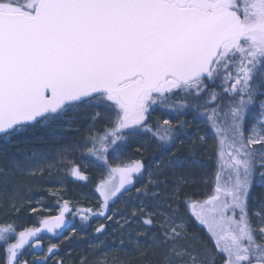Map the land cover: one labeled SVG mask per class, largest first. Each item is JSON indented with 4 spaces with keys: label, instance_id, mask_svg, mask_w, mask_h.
Here are the masks:
<instances>
[{
    "label": "snow or ice",
    "instance_id": "1",
    "mask_svg": "<svg viewBox=\"0 0 264 264\" xmlns=\"http://www.w3.org/2000/svg\"><path fill=\"white\" fill-rule=\"evenodd\" d=\"M84 110L80 140L12 148L43 142L44 129L62 141L57 130ZM157 111L166 118L153 120ZM209 134L214 172L197 154ZM144 135L159 157L124 160L130 138ZM185 138L190 155H177ZM54 164L84 182L89 165L103 170L98 210L57 197L58 214L41 216L43 196L34 207L12 201L38 226L0 222V264H64L42 240L67 231L66 215L82 226L119 216L128 235L116 249L145 264H264V0H0V185ZM133 188L130 214L111 212Z\"/></svg>",
    "mask_w": 264,
    "mask_h": 264
},
{
    "label": "trees",
    "instance_id": "2",
    "mask_svg": "<svg viewBox=\"0 0 264 264\" xmlns=\"http://www.w3.org/2000/svg\"><path fill=\"white\" fill-rule=\"evenodd\" d=\"M79 115L78 114L76 115V117L79 118H76V122L72 129L61 128L57 130L58 132L62 133L63 136L62 141L51 138L53 134L52 129H44L42 134L45 136V140L43 142L41 141L23 142V143L14 144L12 148L14 150L18 149L21 152L32 151V150L47 151L49 149L46 148L45 145H55L61 142L72 143L73 141H78L81 139L82 136L87 134V128L85 126L90 122L87 112L85 113L83 112V114L80 113ZM182 119L191 121L192 117L186 116V117H182ZM192 121L197 124L196 121L194 120ZM76 129H80L79 135L77 134ZM200 129L202 130L204 129L203 131L206 130L204 126H200ZM135 142H136L135 147L133 149L135 151H137V149H140L139 153L141 152L143 154L141 158L136 160H142L145 164H152L153 157H159V146L157 142L153 140L151 137L149 138V142L144 141L142 139L140 140L137 139ZM189 143H191L189 139L184 140L183 144L177 142V149L180 150L177 152V155H184V156L190 155V153L185 150ZM50 150L55 151L56 149L53 147ZM173 151H176V149H173ZM212 152H213V145L211 142V136H209V144L207 146H197V154L201 159L207 161L208 170L214 172L215 166L213 164V161L215 157L214 155H212ZM199 171L200 170H197V174H199ZM86 174L90 177L88 182L76 181L74 178H72L67 174L65 168L59 167L56 164H54L53 167L46 168L43 174L38 173L35 176L18 175L16 177V180L13 182V184L7 186L6 189L7 199H4V201L0 200V221L5 220L7 218L8 220L15 221L18 225L34 226V222L31 219V217L36 214H32L27 211L14 213L11 209V203L12 201L15 200L17 201L16 206L20 207L19 201L23 200L25 207H34L36 206V201L39 200L41 196L44 197L42 203L47 206V210L42 209L38 215L41 216L57 215L58 214L57 205L52 206L48 203L53 200V199L49 200V194H48L49 192H60L62 193L63 200H68L69 202H80L82 198L85 199L88 196L87 200L85 201L91 204L94 203L96 201V198H98L97 194L95 193V184L97 183L99 177L94 176L93 175L94 173L91 172L89 169L86 170ZM1 187L5 188V186L3 185H0V189ZM134 189L135 188H133L131 192L126 193L115 204L111 205V212L115 211V208L118 207V204L121 202V200L124 201V199L130 198L134 194ZM168 191L171 192V189H168ZM79 197L81 199H79ZM47 199L49 200L48 202L46 201ZM44 201H46L47 203ZM71 206H73V210H75V208L77 207L85 208L86 205L84 203V204H80V206L79 205H71ZM25 216L29 217V219L27 220L23 219V217ZM66 219L70 222V227L68 229H73L74 227L77 233H75L76 238L74 239L72 238L73 240L67 244L68 245L66 246L67 250L62 249L59 252V256L65 258L64 264H81L82 258L86 259L88 261V264H99V262L102 261V259L105 260L112 257H114L116 263L119 264H145L144 258L135 255L133 250L132 251L130 250V253L128 255H125L123 253L124 250H116L118 252H115V254L113 255V253L111 252L113 251V249L111 248L112 246L109 247L110 246L109 243H112L113 246L119 243V239H120L119 231L115 233L113 232L111 236L112 238L110 237L106 242V247L108 245L110 249V253H108L109 250L104 249L105 247L99 248L96 239L101 234H97L95 232L93 228V224H95L100 220H105L104 217H92L90 218V223L83 226L78 216L66 215ZM36 226H38V224H36ZM191 228H192L191 232L193 233L199 231L197 227H191ZM108 229L109 228L107 227L105 231H107ZM137 230H139L138 226H137ZM108 231H110V229ZM58 239L52 238L51 234L49 236H45V238L42 240L43 246L47 248L50 244L57 243L59 241ZM29 258H30L29 256H25V259H29ZM49 264H54V263L53 261H50Z\"/></svg>",
    "mask_w": 264,
    "mask_h": 264
},
{
    "label": "rangeland",
    "instance_id": "3",
    "mask_svg": "<svg viewBox=\"0 0 264 264\" xmlns=\"http://www.w3.org/2000/svg\"><path fill=\"white\" fill-rule=\"evenodd\" d=\"M85 112H87V110H84V113ZM79 115L80 114V112H78V113H75V115ZM83 114V113H82ZM71 115V114H70ZM80 116V115H79ZM76 118H79V117H76ZM157 118H160V119H163V118H166L161 112H159V111H157V112H155L154 114H153V120H155V119H157ZM190 122H192V123H190V126L191 127H189L188 128V132L189 133H196L197 132V129H198V125L196 124V123H194L192 120L190 121ZM204 130V129H203ZM202 129H200L199 130V134H203L204 133V131H203ZM209 136H211V134H209ZM151 136L150 135H144V136H142V137H133V138H130V140H131V142H130V145H129V148H128V150L125 152V153H123V158H124V160H136V159H139V158H141L142 157V153L140 152V153H137V151H135L133 148L135 147V141L137 140V139H142V140H144V141H148L149 142V138H150ZM185 140H187V138L185 139ZM132 145V146H131ZM153 164V163H152ZM152 164H146V165H149V166H151ZM87 169H89L91 172H93L94 174V176H100L102 173H103V171H102V169L101 168H99V167H95V166H91V165H89L88 167H87ZM86 169V170H87ZM147 180H148V174H147V172H145L144 173V175H143V181L144 182H147ZM57 187V186H56ZM59 187V186H58ZM137 187H143V184H138L137 185ZM7 187H1V191H0V200L1 201H4V199H7V195H6V193H7ZM258 191V190H257ZM51 193H56L57 195L56 196H53V195H51ZM49 194V200L51 199H53L51 202H48L49 200L47 199L46 201L50 204V205H52V206H55V205H57V197H60L61 199H60V202H62V200H63V196H62V193H60V192H49L48 193ZM136 196H137V193H136V191H135V189H134V194L130 197V198H126V199H124V201L123 200H121V202L118 204V207L117 208H115V211L113 212V213H122V214H124L125 216H127V215H129L130 214V212L132 211V209H133V207L135 206V204H136ZM88 197V196H87ZM87 197L84 199V198H82V200L80 201V202H70V205H79L80 206V204H84L85 203V208H92L93 210H98V204H99V199L98 198H96V201L94 202V203H87L85 200H87ZM79 199H81L80 197H79ZM95 200V199H94ZM46 201H44V202H46ZM46 202V203H47ZM53 208V207H52ZM54 209V208H53ZM47 214H49V213H47ZM118 219H120L119 218V216H113V219L112 220H100V221H98V222H96L95 224H93V228H94V230L96 229V228H98L101 224H104L105 225V227L107 228H109L110 229V231H105V232H103V234H101V235H99L98 237H97V245L99 246V248H102V247H105L104 249L105 250H109V252L108 253H110V249H109V247H111L112 249H113V251H111L112 253H113V255L115 254V252H118V251H116L117 249H116V245L115 246H113V244L112 243H109V247H108V245H107V247H106V242L108 241V239L112 236V233L114 232H117V231H119V233H120V238H124L125 240H127V235H128V233L126 232V231H121V229H120V227H119V224H117L116 223V221L118 220ZM73 220V219H72ZM2 221H4V220H2ZM2 221H0V222H2ZM13 220H9V222H12ZM121 223H122V221H121ZM23 226V225H22ZM127 227V226H126ZM133 227L137 230V225H133ZM198 228V227H197ZM196 228V229H197ZM199 229V228H198ZM191 230H192V228H189V231L191 232ZM65 233V234H64ZM63 234L64 235H62V236H60V238L58 239L59 241L56 243L58 246H59V249L60 250H67V247L66 246H68L67 244L70 242V241H72L74 238H76V236H75V233H77V231L75 230V232H73V230L72 229H67V231H65ZM73 238V239H72ZM112 238V237H111ZM101 241H103V243H101ZM111 249V250H112ZM130 250L132 251V249L129 247V248H127V249H125L124 250V254L125 255H128L129 253H130ZM107 252V251H106ZM60 257V256H59ZM58 257V258H59ZM106 261H107V264H119V263H116V261H115V259H114V257H112V258H108V259H105ZM102 261H104V259H102ZM102 261H100L99 262V264H101V262ZM53 263H54V261H53Z\"/></svg>",
    "mask_w": 264,
    "mask_h": 264
},
{
    "label": "flooded vegetation",
    "instance_id": "4",
    "mask_svg": "<svg viewBox=\"0 0 264 264\" xmlns=\"http://www.w3.org/2000/svg\"><path fill=\"white\" fill-rule=\"evenodd\" d=\"M34 226H36V225H34ZM50 234H46V236H49ZM43 244V243H42ZM45 249H46V247H44ZM0 251H2V249H0Z\"/></svg>",
    "mask_w": 264,
    "mask_h": 264
}]
</instances>
